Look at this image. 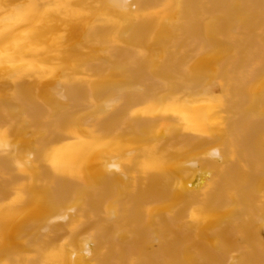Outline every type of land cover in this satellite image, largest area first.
<instances>
[{
    "label": "bare ground",
    "instance_id": "bare-ground-1",
    "mask_svg": "<svg viewBox=\"0 0 264 264\" xmlns=\"http://www.w3.org/2000/svg\"><path fill=\"white\" fill-rule=\"evenodd\" d=\"M0 264H264V0H0Z\"/></svg>",
    "mask_w": 264,
    "mask_h": 264
}]
</instances>
